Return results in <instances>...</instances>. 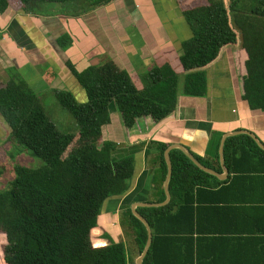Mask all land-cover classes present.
I'll return each mask as SVG.
<instances>
[{
	"label": "trees",
	"instance_id": "16d2710c",
	"mask_svg": "<svg viewBox=\"0 0 264 264\" xmlns=\"http://www.w3.org/2000/svg\"><path fill=\"white\" fill-rule=\"evenodd\" d=\"M112 1L0 0V13L12 7L30 15H47L52 6L59 5L62 14L75 15ZM184 1L182 16L191 37L181 43L178 53L157 55L141 89L111 61L90 65L82 71L67 64L86 100L80 103L64 90H54L53 96L73 118L77 127L74 133L59 132L49 120L43 100L18 77L0 87V116L10 129L9 140L41 162L34 169L15 167L13 179L0 190L5 264H126L123 243L109 239L107 245L93 247L90 240L103 203L123 196L133 175V158L117 159L113 156L116 145L101 142V128L110 123L111 108L119 113L127 129L140 118L163 120L174 112L179 94L205 95L203 69L223 47L239 41L247 56L242 101L249 111L264 113V0H228L227 5L224 0ZM70 41L62 35L56 42L66 49ZM218 148L219 142L211 160L193 157L205 168L221 174ZM166 149L167 145L157 144L161 183L167 173L163 157ZM169 158V203L159 208L136 209L152 234L142 264H162L161 248L165 241L179 243L183 264H192L197 193H226L239 181L264 175V151L247 135L225 140L223 159L228 177L224 181L200 170L180 150H171ZM159 189V196L151 203L165 200L161 185ZM122 216L140 254L147 239L145 227L130 209Z\"/></svg>",
	"mask_w": 264,
	"mask_h": 264
},
{
	"label": "crops",
	"instance_id": "0c3cea01",
	"mask_svg": "<svg viewBox=\"0 0 264 264\" xmlns=\"http://www.w3.org/2000/svg\"><path fill=\"white\" fill-rule=\"evenodd\" d=\"M184 3L114 0L75 15L62 14L59 5L52 6L47 15H30L9 7L0 13V87L18 77L41 100L53 96L54 90H64L84 103L85 93L67 64L82 71L111 61L141 89L135 81L155 66L157 55L178 53L181 43L191 37L182 16ZM62 35L71 40L66 49L56 42ZM246 59L239 41L223 47L203 69L205 95L179 94L174 112L161 121L140 118L127 129L112 108L110 123L101 128V142L116 145L115 158H133V175L123 196L103 203L97 225L90 232V240L94 234L93 247L105 246L109 239L121 242L126 264H136L141 253L125 223L123 226L122 213L133 204L151 203L159 196L160 185L163 189L157 144L167 148L180 145L192 156L209 160L227 133L248 131L264 145V113L249 111L242 101ZM9 134L0 116V150L12 143ZM225 192L200 191L196 195L192 264H264V175L239 181ZM162 244V264H183L179 243Z\"/></svg>",
	"mask_w": 264,
	"mask_h": 264
},
{
	"label": "rangeland",
	"instance_id": "374dc122",
	"mask_svg": "<svg viewBox=\"0 0 264 264\" xmlns=\"http://www.w3.org/2000/svg\"><path fill=\"white\" fill-rule=\"evenodd\" d=\"M224 2L226 5L228 4V0H224ZM146 74L147 73H145L143 76L142 75L139 76L135 81L138 88H142L144 86L143 79L144 76H146ZM181 85L182 82L179 83V88L181 87ZM42 104L49 120L55 124L59 132L74 133L77 131V127L73 121V118L70 116V114L67 111H65L60 107L57 100H55L54 96L47 95L43 99ZM111 111L112 108L110 112ZM104 136L105 135L102 136L103 140H107L104 138ZM17 166L34 169L41 166V162L38 159L31 156L27 150L23 148H18L13 143L10 144L8 143L3 150H0V190L6 188L7 184L13 179L14 177L13 170ZM121 221H123L122 217H121ZM93 237L94 234L91 233V240ZM125 238H129L128 235H125ZM5 244H6L5 236L0 233V264H5L2 255V249Z\"/></svg>",
	"mask_w": 264,
	"mask_h": 264
},
{
	"label": "water",
	"instance_id": "95a60500",
	"mask_svg": "<svg viewBox=\"0 0 264 264\" xmlns=\"http://www.w3.org/2000/svg\"><path fill=\"white\" fill-rule=\"evenodd\" d=\"M238 135H247L249 137H251L254 142L256 143V145L262 150L264 151V145L250 132L248 131H244V130H239V131H235L232 133H227L224 134L220 140L219 143V148H218V156H219V164L222 170L221 174L216 173L215 171H212L208 168H205L204 166H202L189 152H187L186 150H184V148L180 145H173L168 147L164 153H163V157H164V161L166 164V168H167V173H166V177L164 180V185H163V191H164V195H165V200L161 203H136L133 204L130 207V211L132 213V215L138 219L143 226L145 227L146 233H147V239H146V243L145 246L140 254V257L138 258V260L136 261V264H142L143 259L145 258L150 244H151V240H152V234H151V230L150 227L148 225V223L146 222L145 219H143L137 212L136 209L137 208H159V207H164L166 206L169 201H170V194H169V190H168V184L171 178V174H172V166H171V162H170V158H169V152L171 150L177 149L180 150L182 153L185 154V156L196 166L198 167L200 170H202L205 173H208L214 177H216L218 180L223 181L227 178L228 176V172L224 166V159H223V146H224V142L227 138L229 137H233V136H238Z\"/></svg>",
	"mask_w": 264,
	"mask_h": 264
}]
</instances>
